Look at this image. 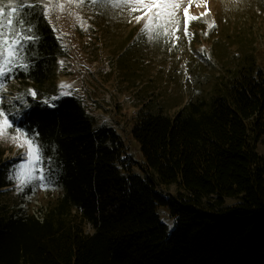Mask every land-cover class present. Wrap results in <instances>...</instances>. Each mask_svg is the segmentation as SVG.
Here are the masks:
<instances>
[{"label":"trees","instance_id":"16d2710c","mask_svg":"<svg viewBox=\"0 0 264 264\" xmlns=\"http://www.w3.org/2000/svg\"><path fill=\"white\" fill-rule=\"evenodd\" d=\"M24 13L37 39L22 53L26 69L2 83L33 87L37 98L18 126L50 159L59 196L42 222L13 220L12 204L0 199V264H264V66L238 69L173 117L139 110L131 129L138 162L76 97L39 106L56 92L58 40L39 8ZM4 153L0 197L13 185ZM172 186L174 194L165 191ZM158 208L169 212L172 231Z\"/></svg>","mask_w":264,"mask_h":264},{"label":"rangeland","instance_id":"374dc122","mask_svg":"<svg viewBox=\"0 0 264 264\" xmlns=\"http://www.w3.org/2000/svg\"><path fill=\"white\" fill-rule=\"evenodd\" d=\"M24 2L43 7L55 0ZM60 2L65 3L63 11L55 8L47 19L41 14L52 30L55 26L53 34L59 48L56 92L41 103L53 107L61 98H74L85 91L84 109L98 126L113 128L123 138L128 155L138 162H142V154L131 129L139 110L173 117L189 101L210 98L222 84L232 80L238 69L264 66V0H172L179 5V26L171 29V37L154 40L140 35L144 20L135 19L152 9L130 12L127 7L100 8L88 3L77 7L66 0ZM15 3L17 0H0V4ZM5 79L0 78V83ZM62 83L71 88L61 89ZM30 89L33 87L17 81L0 87V111L13 124L8 129L10 136L15 135L16 128L21 129L14 125L13 117L33 97ZM62 91L71 94L61 95ZM7 105L12 113L6 112ZM0 147L12 163L10 178L21 162L15 157L26 149L8 139L0 140ZM257 149L264 159V132ZM11 181L13 185L3 190L4 198L35 199L38 209L43 201L58 196L59 190L51 183L43 188L33 181L20 190L17 182ZM28 188L29 193H25ZM177 189L172 186L165 191L174 194ZM236 202L226 200L225 204L234 206ZM158 214L172 231L175 225L167 209L158 208Z\"/></svg>","mask_w":264,"mask_h":264},{"label":"snow or ice","instance_id":"6c2138e0","mask_svg":"<svg viewBox=\"0 0 264 264\" xmlns=\"http://www.w3.org/2000/svg\"><path fill=\"white\" fill-rule=\"evenodd\" d=\"M66 2L75 3L77 7L85 3L100 8L127 7L130 12L152 9L150 13L144 16L135 17L137 22H140L141 19L144 20L140 35L148 40H154L160 36L171 37L173 35L171 29L179 26V17L176 15L179 5L173 3L172 0H66ZM26 8H40L41 14L47 19L55 8L63 11L65 3L55 0V2L41 7L38 4L17 0L15 4H0V78L6 76L16 67L25 69L27 67L26 64L22 63L23 56L21 53H23L27 43L35 41L37 37L33 33L32 26L24 19L26 14L24 9ZM185 16L187 17V9H185ZM76 19L81 24L83 23L78 16ZM191 19H195V17H191ZM53 31H56L55 26H53ZM185 34L187 35V27H185ZM0 87H3L2 83H0ZM59 87L66 89L71 88V85L62 83ZM29 94L33 97L36 95L31 89ZM70 94V92H61V95ZM12 126L13 124L8 120L7 115L0 111V140L8 139L18 148L24 147L26 149L21 157V162L12 170L13 174L10 178L17 182V187L20 190H23L26 185L33 181H38L39 187H48L50 180L41 167L44 157L39 145L35 142L34 137H29L19 128H16L15 135L10 136L8 129Z\"/></svg>","mask_w":264,"mask_h":264},{"label":"built area","instance_id":"2783aa9c","mask_svg":"<svg viewBox=\"0 0 264 264\" xmlns=\"http://www.w3.org/2000/svg\"><path fill=\"white\" fill-rule=\"evenodd\" d=\"M26 107L28 108V110H30L32 108V105L28 103ZM24 153L25 152L22 151L21 153L18 154L17 157H15V159L21 158ZM49 164H50L49 158L43 159L41 167L44 169V174H46V176L50 172ZM46 203H47L46 201H43L42 206L39 207L40 209H38V207L35 205L36 204L35 199L33 200L31 198L23 197L22 201L19 202V204L15 207L13 211L12 219L15 221H19L20 218L26 219L28 217H31L33 219H36L38 222H42L44 220V215L46 213L45 212L47 206Z\"/></svg>","mask_w":264,"mask_h":264},{"label":"crops","instance_id":"0c3cea01","mask_svg":"<svg viewBox=\"0 0 264 264\" xmlns=\"http://www.w3.org/2000/svg\"><path fill=\"white\" fill-rule=\"evenodd\" d=\"M73 96H75V95H73ZM76 98H78L79 100H80V102L82 103V105H84V99H86V93H85V91H83V93L80 95V94H76V96H75ZM84 107V106H83ZM6 151V150H5ZM11 167V166H10ZM13 184V183H12ZM4 195V194H3ZM0 199L5 203V202H10L11 204L15 201L16 203H17V201L18 200H16V199H13V200H10V199H8V198H4V196H1L0 197ZM14 202V203H15ZM15 203V204H16Z\"/></svg>","mask_w":264,"mask_h":264}]
</instances>
